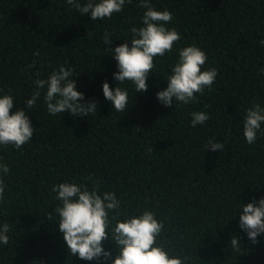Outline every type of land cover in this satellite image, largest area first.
<instances>
[{
	"label": "trees",
	"instance_id": "1",
	"mask_svg": "<svg viewBox=\"0 0 264 264\" xmlns=\"http://www.w3.org/2000/svg\"><path fill=\"white\" fill-rule=\"evenodd\" d=\"M138 4L126 2L122 13L93 21L66 0H0V95L11 90L12 111L26 109L36 129L21 149L0 146V162L9 166L0 225L11 228L9 244H0V264H97L70 256L59 231L54 209L60 202L50 190L64 181L89 189L99 181V191L115 192L128 215L153 210L164 221L162 242L188 256V264H264V233L253 244L238 214L241 204L264 197V135L251 145L243 135L246 109L257 102L264 107V0H151L172 13L168 26L181 40L154 58L147 91L121 85L130 105L117 113L102 90L105 81L113 89L118 84L117 61L105 48L126 39L131 45L130 28L142 26L145 11ZM105 30L112 33L110 45L103 43ZM193 43L207 53L202 70L218 69L216 81L197 94V103L176 107L174 100L165 107L156 93L167 87L179 49ZM61 65L75 70L77 90L97 101V114L51 115L46 89L35 109H27L34 80ZM193 111L210 119L193 128ZM213 137L226 141L223 151L205 149ZM233 235L240 253L231 248ZM104 247L114 258V243Z\"/></svg>",
	"mask_w": 264,
	"mask_h": 264
},
{
	"label": "clouds",
	"instance_id": "2",
	"mask_svg": "<svg viewBox=\"0 0 264 264\" xmlns=\"http://www.w3.org/2000/svg\"><path fill=\"white\" fill-rule=\"evenodd\" d=\"M126 2L131 3L132 0H66L67 5L81 15L90 14L93 21L110 19L113 14L122 13ZM138 7L145 11L141 17L142 26L130 28L131 45L126 39L114 49L105 48L106 53H113L117 61L118 71L113 76L118 84L113 89L105 81L102 90L104 98L111 102L117 113L126 112L130 105L129 91L121 85L130 82L135 93L147 91V79L155 73L154 58L171 53L174 45L181 40L180 32L168 26L173 20L169 10H157L151 0H139ZM111 38L112 33L105 30L104 45H110ZM260 44L264 46V39H261ZM206 61L207 53L195 43L180 48L178 58L166 79L167 87L156 93L158 101L165 107H171L174 100L176 107L197 103V94L203 95L205 89L211 90L218 75L215 67L202 70ZM34 64L35 61L28 67ZM260 71L264 73V67ZM77 76L73 68L61 65L53 69L46 79H35L34 91L26 99L27 109H35L42 90L46 89L43 99L51 115L69 112L73 117H87L89 114H97V101L86 100L84 93L77 90ZM14 107L11 90L0 95V146L12 145L21 149L31 141L36 129L26 109L17 107L12 111ZM191 117L193 128L210 119L206 111H193ZM262 124L264 107L257 102L246 109L243 120V135L249 145L256 142L258 133L264 135ZM225 143L214 137L209 138L205 149L223 151ZM152 151L153 147L149 146L147 152ZM8 174V164L0 162V203L5 202V177ZM50 191L57 194L55 199L60 202L54 211L70 256L96 261L97 264L101 261H107L108 264H188V256L177 255L174 249L162 242L164 221L158 219L153 210L145 208L138 215L123 213L122 202L116 193H101L99 181L94 182L91 189L84 183L64 181L53 185ZM241 205L238 212L239 226L255 244L258 242L257 237L264 233V197ZM47 219L52 220L51 215ZM10 230L7 222L0 225V244H9ZM107 241L113 242L117 249L114 258L111 250L104 247ZM230 245L234 252H241V242L236 235L232 236Z\"/></svg>",
	"mask_w": 264,
	"mask_h": 264
}]
</instances>
